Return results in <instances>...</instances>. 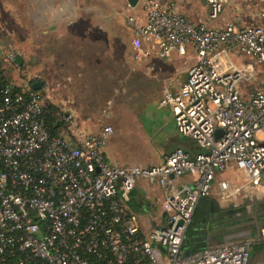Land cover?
I'll list each match as a JSON object with an SVG mask.
<instances>
[{"label": "built area", "instance_id": "2783aa9c", "mask_svg": "<svg viewBox=\"0 0 264 264\" xmlns=\"http://www.w3.org/2000/svg\"><path fill=\"white\" fill-rule=\"evenodd\" d=\"M225 2L205 0L207 20L197 23L174 2L164 6L161 0H140L143 22L126 14L134 61L153 52H195L179 89L165 88L159 101L171 109L176 130L205 149L194 157L176 148L159 165L112 163L103 151L110 125L92 134L61 112L62 127L52 135L40 90L0 85V264L249 263L250 239L183 248L196 206L210 194L217 172L233 163L256 187L264 170V0H258V24L236 15L221 27L210 25ZM229 50L250 57L257 69L224 63ZM17 55L2 52L0 69L19 70ZM255 75L260 82L244 98L238 86ZM189 172L196 177L192 184H178ZM138 179L167 189L165 221L145 235L138 217L123 207ZM218 191L236 199L239 188L223 180Z\"/></svg>", "mask_w": 264, "mask_h": 264}, {"label": "crops", "instance_id": "0c3cea01", "mask_svg": "<svg viewBox=\"0 0 264 264\" xmlns=\"http://www.w3.org/2000/svg\"><path fill=\"white\" fill-rule=\"evenodd\" d=\"M42 2L44 0H38L41 7L45 4L42 5ZM170 2H174L177 10L195 23L207 20L208 9L205 0H161L164 6ZM125 3L126 9L124 14L122 12L125 15L123 21L128 11L140 21L145 20L146 14L141 9L140 0L133 7L128 5L127 0ZM46 6L49 7L51 4L48 3ZM52 6L54 9L45 17L47 27L40 33L48 35V38L56 39L59 36L56 24L63 22L70 24L78 20V14L73 16L72 10H69V8L77 7L78 1L58 0ZM258 9V0H226L221 17L210 22V25L221 27L236 15L248 24H258ZM110 19V16L108 19L103 17L102 28L99 26L102 37L109 40L100 48L95 46L97 37L91 36L93 31H89V27L81 29L77 24L76 29L71 30L76 38L82 39V42L76 44L78 46L73 58L75 70L71 74L75 100L71 102L69 108L51 104L56 108L53 117L58 124L57 133L62 127L57 116V113L61 112H68L74 123L92 134H96L105 125H110L113 132L108 137L103 151L108 161L120 165H159L176 148H181L190 157L205 152V149L193 139L181 135L176 130L171 109L159 104L165 88L177 91L186 79L188 68L195 61L194 50L187 47L184 55L172 52L168 57H159L153 52L150 56L134 61L132 32L126 24L130 34L131 52L127 56L120 53L112 64V55L115 57V51L110 44V39L115 37L116 32L112 30ZM91 26L95 27L94 21H91ZM100 37L98 35V38ZM7 49L8 45L0 35V54ZM49 53L54 57H50L51 59H47L45 63L41 58V63L47 65L56 61V51L50 50ZM28 58L22 55L21 63H19L20 70L3 65L0 69L5 78L16 87H32V84L38 81L21 78L18 75L21 68L23 73L30 71L32 60ZM222 61L238 67H247L252 71L257 69L250 57L239 54L235 50H229L223 54ZM42 69L44 71L39 70V72L52 71L48 67L47 69L42 67ZM46 75L48 77L46 76L45 82H42L43 87L39 89L42 94L46 93L43 94L45 107L50 105L46 101L48 94L60 85L58 81L51 78V75ZM112 81L117 82L118 91V97L113 98V102L110 99ZM258 82L260 78L255 75L249 81L239 84V92L246 98L251 88ZM112 103H118L117 112L113 113L112 108L110 109ZM103 104L106 106L102 107ZM195 178L194 174L186 173L178 179V184L191 185ZM261 178L262 173L259 185L251 186L233 163H230L224 171L217 172L212 181L210 194L201 199L196 206L184 237V251L190 252L239 241L238 236L243 233V231L240 232L241 228L245 224H252L255 228L251 231L255 236L247 238L252 241V253L248 264H264V182H261ZM223 180L239 188L236 199L220 196L218 184ZM166 191L164 186L138 179L128 198L123 202L125 212L138 217L143 235L164 223L166 212L162 208V200ZM232 231L238 233L233 234Z\"/></svg>", "mask_w": 264, "mask_h": 264}, {"label": "rangeland", "instance_id": "374dc122", "mask_svg": "<svg viewBox=\"0 0 264 264\" xmlns=\"http://www.w3.org/2000/svg\"><path fill=\"white\" fill-rule=\"evenodd\" d=\"M57 1L44 0L42 5L43 3L45 4L41 7L38 0H0V35L5 44L8 45V49L18 52L20 56L23 54L27 58L30 56L28 59L32 60L30 71L23 73L21 68V71L18 72L19 77L35 79L44 83L46 74L51 75V78L54 81H58L60 85L55 91L48 94L47 103L57 106L63 105L69 108L71 102L75 100L74 87L71 85V74L75 70L73 58L78 46L76 44L82 42V39L76 38L75 33L71 32V30H75L77 24H79L81 29L89 27V31H93L91 36L97 37L95 46L100 48L106 42H109V40H105L102 37L99 29L102 28L103 17L108 19L110 16V25L112 30L116 32L115 37L110 39V44L115 51V57L112 55V64L115 63L114 59L120 53H124L127 56L131 52L130 34L126 28V19L124 18L123 21L125 16L123 14L126 9L125 0H77L78 6L69 8V10H72L71 15L73 16L76 13L78 14V20L70 24L67 22L56 24L58 25L59 36L56 39L53 37L48 38V35L46 36L40 32L46 29L45 17L51 13L54 9L52 5ZM48 3L51 6H46ZM91 21L95 22L94 28L91 26ZM62 34L64 35L62 36ZM98 35L101 37L98 38ZM90 45L93 46L94 44ZM50 50L56 51V61L45 65L43 63L47 59L54 57V55H50ZM41 58L44 60L43 63L40 62ZM40 66L45 69L48 67L52 71L47 73L39 72V70L44 71ZM7 78L11 80L10 77ZM112 82L111 101L113 98L118 97L117 82ZM82 92L86 93L84 90ZM43 94L45 95L46 93L44 92ZM104 105L102 107L106 106ZM111 108L113 113L114 111L117 112L118 103H112ZM261 182H264V171L262 172Z\"/></svg>", "mask_w": 264, "mask_h": 264}, {"label": "water", "instance_id": "95a60500", "mask_svg": "<svg viewBox=\"0 0 264 264\" xmlns=\"http://www.w3.org/2000/svg\"><path fill=\"white\" fill-rule=\"evenodd\" d=\"M128 1V5L129 6H135L136 5V3L138 2V0H127ZM21 60H22V57L21 56H19V55H17L16 57H15V61L17 62V63H21ZM43 87V84H42V82L41 81H35L33 84H32V88L34 89V90H39V89H41ZM221 134V130H218L217 132H216V135H220ZM203 199V198H202ZM252 228H255L252 224L250 225V224H245L242 228H241V231L240 232H242L243 231V233H241L238 237H240L239 238V240L241 239V240H245V239H247V238H251V237H254L255 236V234L251 231V229ZM232 233H233V231H232ZM238 232H235V233H233V234H237ZM252 253V250H250V254Z\"/></svg>", "mask_w": 264, "mask_h": 264}, {"label": "trees", "instance_id": "16d2710c", "mask_svg": "<svg viewBox=\"0 0 264 264\" xmlns=\"http://www.w3.org/2000/svg\"><path fill=\"white\" fill-rule=\"evenodd\" d=\"M7 81L8 80L5 78V76L2 74V71L0 70V85L4 84ZM14 89L18 90L19 88L15 87ZM55 109H56L55 106L50 104L45 108V113H44L46 126L50 134L52 135L57 134V128H58V124L55 123V120L53 117V112L55 111Z\"/></svg>", "mask_w": 264, "mask_h": 264}]
</instances>
